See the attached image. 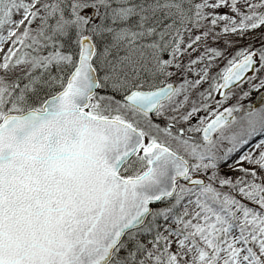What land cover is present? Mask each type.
Returning <instances> with one entry per match:
<instances>
[{
	"label": "snow or ice",
	"instance_id": "obj_1",
	"mask_svg": "<svg viewBox=\"0 0 264 264\" xmlns=\"http://www.w3.org/2000/svg\"><path fill=\"white\" fill-rule=\"evenodd\" d=\"M0 264H264V0H0Z\"/></svg>",
	"mask_w": 264,
	"mask_h": 264
},
{
	"label": "rangeland",
	"instance_id": "obj_2",
	"mask_svg": "<svg viewBox=\"0 0 264 264\" xmlns=\"http://www.w3.org/2000/svg\"><path fill=\"white\" fill-rule=\"evenodd\" d=\"M252 35H253V36H256V35H258V34H256V33H253ZM245 42H247V41H245ZM257 42H258V41H257Z\"/></svg>",
	"mask_w": 264,
	"mask_h": 264
}]
</instances>
